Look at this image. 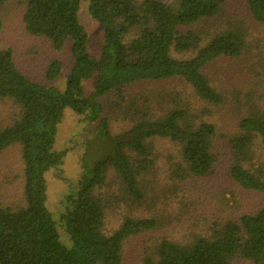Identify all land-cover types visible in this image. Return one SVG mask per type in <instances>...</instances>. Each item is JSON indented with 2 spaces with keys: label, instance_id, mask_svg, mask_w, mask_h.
I'll list each match as a JSON object with an SVG mask.
<instances>
[{
  "label": "trees",
  "instance_id": "1",
  "mask_svg": "<svg viewBox=\"0 0 264 264\" xmlns=\"http://www.w3.org/2000/svg\"><path fill=\"white\" fill-rule=\"evenodd\" d=\"M6 1L0 0V7ZM83 1L103 31L98 58L88 52V35L79 21ZM246 1L253 18L264 26V0ZM223 2L26 0V31L49 40L56 53L71 42L74 64L65 89L60 90L31 81L15 64L12 51L0 50V100L11 99L20 107L19 117L0 127V152L14 144L21 146L26 202L17 210L0 203V264H121L124 242L157 228L158 222L127 217L107 235L106 200L99 190L113 173L129 198L142 200L140 178L153 165V139L168 138L179 144L186 171L192 175L212 171L217 135L213 124L197 123L181 108L161 118L133 110L130 119L127 111L130 127L113 134L100 99L116 97L120 103L114 104L120 105L126 102L127 89L135 85L182 79L202 100L222 104V95L203 70L218 58L238 57L245 36L227 29L207 40L197 27L218 15ZM174 53L189 56L176 58ZM61 71V61L53 59L47 80H57ZM92 78L93 92L86 96L82 83ZM67 108L87 122H96L97 136L87 143L81 177L64 195L56 220L47 208L46 174L61 165L65 155L55 150V141ZM239 129L229 140V175L243 189L264 194V160L257 169L247 168L257 141L264 153V109L243 118ZM59 226L65 229L70 246L62 242ZM156 256V260L147 257L145 264H233L236 258L264 264V207L219 225L209 237L198 236L184 244L164 239Z\"/></svg>",
  "mask_w": 264,
  "mask_h": 264
},
{
  "label": "rangeland",
  "instance_id": "2",
  "mask_svg": "<svg viewBox=\"0 0 264 264\" xmlns=\"http://www.w3.org/2000/svg\"><path fill=\"white\" fill-rule=\"evenodd\" d=\"M162 1L175 5L179 0ZM25 10L26 0H8L0 7V50L10 49L19 70L34 83L64 90L74 64L72 44L67 42L56 53L49 40L30 35L23 22ZM79 21L88 35V52L98 58L104 35L90 15L86 1L82 2ZM197 28L207 40L227 29H237L245 36V47L238 57L218 58L203 70L222 95V104L202 100L182 79L135 85L127 89L126 102L120 105L114 104L120 103L116 97L100 99L113 134L130 127L128 119L133 116V110L150 112L147 117L161 118L176 108L188 110L197 123L213 124L217 134L212 149L215 164L204 176L186 171L179 144L168 138L153 139V165L140 178L143 193L140 201L129 198L115 175H109L99 190L106 200L104 232L107 235L127 217L152 218L158 222L157 228L132 235L124 242L121 264H145L147 257L156 260V248L164 239L184 244L198 236L209 237L219 225L245 214H255L264 207V194L243 189L229 175L232 163L229 140L240 133L239 123L243 118L264 109V26L253 18L246 0H224L219 14L202 21ZM173 56L187 58L189 55L174 53ZM55 58L61 61L62 71L57 80L50 82L46 71ZM94 79L82 83L86 96L93 92ZM19 111L13 100H0V127L12 124L19 117ZM96 134V122H87L83 115L70 108L65 110L55 141V150L64 151L65 155L62 164L46 174L47 208L56 220L64 195L81 177L87 143L94 141ZM21 149L19 144H14L0 152V203L13 210L26 204ZM263 160L262 145L257 141L247 168L257 169ZM58 230L62 242L70 246L65 229L59 226ZM233 264L254 263L236 258Z\"/></svg>",
  "mask_w": 264,
  "mask_h": 264
}]
</instances>
